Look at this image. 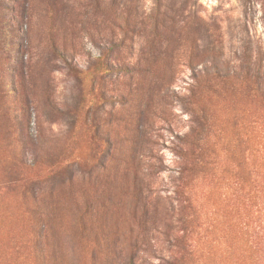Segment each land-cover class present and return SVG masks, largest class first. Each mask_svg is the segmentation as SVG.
<instances>
[{"label": "rangeland", "instance_id": "374dc122", "mask_svg": "<svg viewBox=\"0 0 264 264\" xmlns=\"http://www.w3.org/2000/svg\"><path fill=\"white\" fill-rule=\"evenodd\" d=\"M256 69L264 0H0V264H264Z\"/></svg>", "mask_w": 264, "mask_h": 264}, {"label": "trees", "instance_id": "16d2710c", "mask_svg": "<svg viewBox=\"0 0 264 264\" xmlns=\"http://www.w3.org/2000/svg\"><path fill=\"white\" fill-rule=\"evenodd\" d=\"M122 2L124 3V4H126V3H128V2H131V0H122ZM49 8H51L52 9V6H49ZM181 11L182 12H185V11H187V6H182V9H181ZM189 17H191V14H189ZM195 16H193L192 18H194ZM147 30V29H146ZM146 30H145V32H146ZM261 71V69H256L255 70V73H254V76L255 77H257V78H259V79H262L263 78V80L261 81V83L262 82H264V75L260 72ZM82 234L84 235V230H82ZM43 232H38V237H39V239H42L43 238ZM99 244L97 243V246H98Z\"/></svg>", "mask_w": 264, "mask_h": 264}]
</instances>
